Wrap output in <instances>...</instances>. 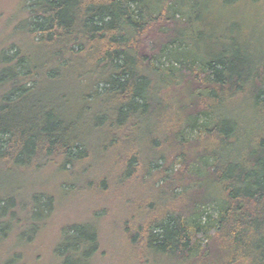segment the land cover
<instances>
[{"label":"trees","instance_id":"16d2710c","mask_svg":"<svg viewBox=\"0 0 264 264\" xmlns=\"http://www.w3.org/2000/svg\"><path fill=\"white\" fill-rule=\"evenodd\" d=\"M214 1L24 0L14 12L0 45V264H23L18 248L47 225L49 182L95 198L59 227L55 264L98 254L110 209L96 196L124 192L114 226L138 264H264V52L253 57L241 19L216 21ZM216 33L232 51L206 47Z\"/></svg>","mask_w":264,"mask_h":264},{"label":"rangeland","instance_id":"374dc122","mask_svg":"<svg viewBox=\"0 0 264 264\" xmlns=\"http://www.w3.org/2000/svg\"><path fill=\"white\" fill-rule=\"evenodd\" d=\"M24 0H0V45L5 41L8 35L9 23L13 21L11 18L15 15L14 12L19 9ZM213 10L215 16L219 17L216 19L218 23L219 19L223 17H233L241 19L247 28L252 30L251 38L254 43V49L249 48L252 52L253 57L257 56L260 52H264V0H236L233 3H226L224 0L214 1ZM217 11V13H215ZM201 18L205 20L213 19L209 11L200 8ZM254 31V32H253ZM217 37V40L215 39ZM214 42L218 45L217 53L221 46H227L229 49L230 38L228 37H218V33L214 34V37L206 39V47H212L210 44ZM205 43V42H204ZM212 43V44H215ZM221 45V46H220ZM175 46V45H174ZM204 46V45H203ZM251 47L250 44H248ZM255 47H260L262 50H258ZM229 51H232L229 49ZM264 56V54H262ZM173 59L165 60L167 62H172ZM185 137L192 138L194 133L187 131L185 132ZM44 188L47 191L51 190V193L56 196L55 209L48 219L47 225L41 229L33 238V241L21 248L18 251L21 252L22 263L23 264H55V258L51 253L50 247L52 246L57 231L63 224L83 220L88 218V213L85 210L86 201L89 200L90 204H94L95 198L87 194H75L68 195L67 193L59 192L53 186L51 182L47 185L44 184ZM130 193L124 192L119 193V195H100L96 196V201L109 207L110 212L108 216L103 221V229H100V249L98 254L92 256L88 264H138L134 259L133 247L127 244L121 229H116L117 221L120 219L123 213L122 207L124 203L130 199ZM101 197L102 199H98ZM94 198V199H93ZM90 208V206H89ZM88 208V209H89ZM96 208V206H95ZM97 209V208H96ZM98 210H101L100 208ZM96 210V211H98ZM214 207H207L206 212L214 213ZM162 258L156 259V264H161ZM163 264H176L172 262L169 258L164 259Z\"/></svg>","mask_w":264,"mask_h":264}]
</instances>
